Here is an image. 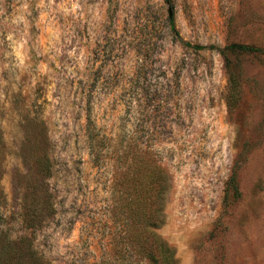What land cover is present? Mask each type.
<instances>
[{
    "label": "rangeland",
    "instance_id": "rangeland-1",
    "mask_svg": "<svg viewBox=\"0 0 264 264\" xmlns=\"http://www.w3.org/2000/svg\"><path fill=\"white\" fill-rule=\"evenodd\" d=\"M130 138L177 264H264V0H0V264H148Z\"/></svg>",
    "mask_w": 264,
    "mask_h": 264
},
{
    "label": "trees",
    "instance_id": "trees-1",
    "mask_svg": "<svg viewBox=\"0 0 264 264\" xmlns=\"http://www.w3.org/2000/svg\"><path fill=\"white\" fill-rule=\"evenodd\" d=\"M136 145L135 138L127 140L126 161L128 162L127 170L124 172V177L120 181L122 193V211L125 215L126 230L125 247L133 254L139 257H144L149 260L148 264H177L175 251L170 247L157 233L154 227L162 218L161 187L162 181L154 182L150 171L147 175L145 183L146 193L142 191V183L139 182L137 175V161L135 154L129 157L131 152L136 153L134 149ZM131 158L130 161H128ZM153 160L148 158L147 167L151 165ZM155 188L156 194L153 189ZM155 196V199H151ZM155 201L159 204L153 206ZM12 239L7 235H0V252L1 246L11 248ZM15 247L12 248V250ZM10 250L8 253H12Z\"/></svg>",
    "mask_w": 264,
    "mask_h": 264
}]
</instances>
